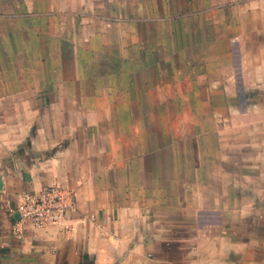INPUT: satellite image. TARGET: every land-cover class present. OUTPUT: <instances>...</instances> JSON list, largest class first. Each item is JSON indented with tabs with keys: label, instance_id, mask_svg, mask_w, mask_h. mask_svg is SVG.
I'll use <instances>...</instances> for the list:
<instances>
[{
	"label": "crops",
	"instance_id": "obj_1",
	"mask_svg": "<svg viewBox=\"0 0 264 264\" xmlns=\"http://www.w3.org/2000/svg\"><path fill=\"white\" fill-rule=\"evenodd\" d=\"M58 1L81 2L0 7ZM135 2L155 8L140 26L156 19L157 2L176 0ZM182 5L185 17L225 29L200 48L198 80H166L194 104L176 112L142 110L137 89L163 85L151 73L112 81L110 64L80 60L75 45L101 35L91 26L71 33L74 61L60 50L56 62L41 42L62 21L0 12V264H264V0ZM54 181L76 191L74 229L28 225L19 236L9 207Z\"/></svg>",
	"mask_w": 264,
	"mask_h": 264
},
{
	"label": "rangeland",
	"instance_id": "obj_2",
	"mask_svg": "<svg viewBox=\"0 0 264 264\" xmlns=\"http://www.w3.org/2000/svg\"><path fill=\"white\" fill-rule=\"evenodd\" d=\"M86 1L81 0V2H78V6L73 9L70 2L58 1L53 2V5L52 2H44L41 10L32 7L31 12L23 9L22 6L17 9L2 6L0 7V12L1 14L12 12V14L16 15H18V12L21 15L25 13L46 15L58 18L60 23L62 21L64 23L63 27H59V23L55 28L48 26L49 35L48 37L43 35L41 42L43 43L42 48L47 47L50 51L55 52L56 62L59 61L57 54H59L60 50H63L65 58L68 59L67 62L72 63L74 61V50L79 48V50L81 49L79 53L81 61L99 65L110 64L112 81L135 78L138 80L142 79L145 82L150 79L152 74L153 80L156 77L155 80H158L163 85L154 88L143 86L141 90L140 88L137 89L138 96L143 99L140 104L142 110L149 111L153 109L159 112H176L182 110L184 106L187 109H193L194 104L187 103L186 106V104L177 101L175 97L178 89H171L170 85L166 86L168 83L165 82L168 79L169 82L174 81L176 85L177 81L182 83L186 80H198V75L200 74L198 66L202 59L199 55L200 48L215 45L216 31L222 32L225 26L220 24L216 28L214 23L204 22L193 14L185 17L182 15V0L167 2L168 5H165V2H157L159 4L158 12L157 15L154 14L156 19L152 23L149 21L148 23L140 24V26L135 24V19L140 17L139 14L141 12H143V15L146 14L145 11L149 12V14L152 11L154 12L155 8L153 5L141 7L140 4L143 2H135V0H121L123 2H113L112 0L111 2ZM151 3L153 4L154 2ZM38 11H41V14ZM179 12V17H176L175 20L171 19V14H178ZM71 16H73L74 20L71 19ZM125 19H128V21L124 22ZM71 20L73 21L71 22ZM3 22L5 25L6 20ZM4 25L3 23L1 24V30H6ZM52 25L54 26V23ZM90 26L94 30H98L101 35L94 38L90 43L82 41L80 45H75L74 41L72 42L73 36L71 35L73 34L71 33L80 30L89 31ZM138 28L141 30L143 39H137L136 37L135 30L138 31ZM104 30H107L106 32L108 33H103ZM50 33L55 34V37ZM105 34L106 36H103ZM220 43V45L225 46L224 42L221 41ZM119 47L121 50L120 56L118 54L111 56L110 54H104V51L110 48L118 50ZM138 47H141L142 50L136 51ZM140 62L150 63L152 66L147 68L145 65L142 66ZM185 64H190L191 67ZM140 91L141 96L139 95ZM166 96H171V98L175 99L168 100L170 97L166 98ZM151 99L157 102H151ZM159 121L161 122V119Z\"/></svg>",
	"mask_w": 264,
	"mask_h": 264
},
{
	"label": "built area",
	"instance_id": "obj_3",
	"mask_svg": "<svg viewBox=\"0 0 264 264\" xmlns=\"http://www.w3.org/2000/svg\"><path fill=\"white\" fill-rule=\"evenodd\" d=\"M11 213L18 214L14 224L21 236L26 226L44 228L54 226L71 232L74 229L72 212L76 209V191L60 181H54L36 192H22L18 195Z\"/></svg>",
	"mask_w": 264,
	"mask_h": 264
},
{
	"label": "water",
	"instance_id": "obj_4",
	"mask_svg": "<svg viewBox=\"0 0 264 264\" xmlns=\"http://www.w3.org/2000/svg\"><path fill=\"white\" fill-rule=\"evenodd\" d=\"M0 189H2V179H0ZM16 217H18V214H16Z\"/></svg>",
	"mask_w": 264,
	"mask_h": 264
}]
</instances>
